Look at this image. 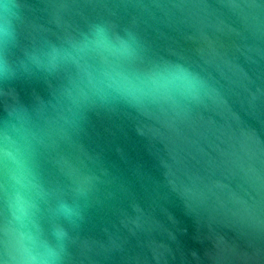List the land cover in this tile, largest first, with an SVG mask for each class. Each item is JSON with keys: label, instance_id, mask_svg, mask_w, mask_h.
<instances>
[{"label": "water", "instance_id": "1", "mask_svg": "<svg viewBox=\"0 0 264 264\" xmlns=\"http://www.w3.org/2000/svg\"><path fill=\"white\" fill-rule=\"evenodd\" d=\"M0 264H264V0L0 5Z\"/></svg>", "mask_w": 264, "mask_h": 264}, {"label": "clouds", "instance_id": "2", "mask_svg": "<svg viewBox=\"0 0 264 264\" xmlns=\"http://www.w3.org/2000/svg\"><path fill=\"white\" fill-rule=\"evenodd\" d=\"M0 5H3L5 8H7V0H0Z\"/></svg>", "mask_w": 264, "mask_h": 264}]
</instances>
